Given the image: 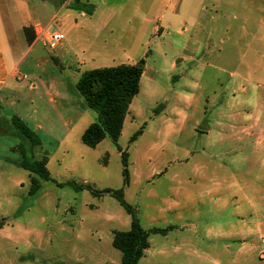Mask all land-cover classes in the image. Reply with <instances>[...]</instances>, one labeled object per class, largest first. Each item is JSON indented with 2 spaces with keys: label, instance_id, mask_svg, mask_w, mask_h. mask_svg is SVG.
<instances>
[{
  "label": "rangeland",
  "instance_id": "obj_1",
  "mask_svg": "<svg viewBox=\"0 0 264 264\" xmlns=\"http://www.w3.org/2000/svg\"><path fill=\"white\" fill-rule=\"evenodd\" d=\"M169 1L164 12L154 7L147 22L132 16L129 26L131 14L120 15L101 33L105 46L95 44L83 58L69 46L52 50L38 41L22 64V80L12 78L23 89L8 112L28 120L23 109L35 106L29 124H42L43 148L33 154H47L57 182L121 188L143 229L173 225L164 235L149 233L137 264H264V0H206L205 9L200 0ZM45 7L40 25L54 30L55 8ZM50 15L52 24L45 22ZM223 38L229 40L221 44ZM141 57L146 73L117 140L128 153L125 184L120 152L108 136L95 147L80 140L96 112L75 83L85 70ZM32 81L35 91L28 90ZM58 83L69 99L48 102L45 92ZM10 138L13 145L17 139ZM5 143L0 264H119L111 240L114 231L129 229L130 216L116 198L52 181L28 195V172Z\"/></svg>",
  "mask_w": 264,
  "mask_h": 264
},
{
  "label": "crops",
  "instance_id": "obj_2",
  "mask_svg": "<svg viewBox=\"0 0 264 264\" xmlns=\"http://www.w3.org/2000/svg\"><path fill=\"white\" fill-rule=\"evenodd\" d=\"M35 1L36 0H0V145L2 146L5 142H10L8 148L10 151L18 155L15 161L18 167L21 157L13 150L18 139L9 131V118L13 114L18 115L37 134L43 127L42 124L37 121L32 127L29 124V119H34L36 114L35 106L30 108L25 107V109H23L24 112L26 111V115L29 118L27 120L24 118V113L20 111H15L16 113L10 114L8 112L7 104L10 103L14 106L16 101H18V103L21 101L15 93H18V91L23 88L22 86H19V82H14L12 78H15L16 81L22 80V76H20L21 71L23 70L22 64L26 57L34 52L37 47L38 41L35 38L32 26L34 23L40 24V14L42 12L45 13L46 3H50V5H53L55 8L53 16L55 18L54 24L56 26L54 27V30L60 31L64 34V39L54 48L50 49L53 50L69 46L72 51L75 52L76 56H82V58L84 53H88L86 52L88 50L91 51L92 46L95 44L103 43L102 46L100 45L101 48L105 46L104 39H102V42L99 41L101 33L110 26L112 21H121L120 15L126 13L131 14L129 17L125 18V23L129 26L132 23V16L134 19L139 17L142 22H147L149 21L148 17L151 12H153L154 7L156 10L163 7L164 9L162 12H164L167 10L170 3L169 0H78L74 6L72 5L74 4V0ZM205 2L206 0H200L199 5L201 8H206ZM83 4L89 5L91 9L90 13L85 12ZM162 16L163 15L157 18L158 22L162 21ZM235 17V15H232V19ZM243 18L244 24L247 25L248 16L246 15ZM45 22L52 24L51 15L45 19ZM24 27L31 28L28 30L27 34L28 37L32 39L30 43L27 42L26 35L23 31ZM231 28L232 22L228 24L226 29L229 31ZM246 33H249V31H246ZM228 40L229 38H223L220 43L223 44ZM253 41L254 40L247 42L245 45H252L254 43ZM237 42L240 41L236 40L235 43ZM147 53L148 51L145 55H147ZM56 57L58 56L56 55ZM78 59L81 60L80 58ZM144 72L146 73V69H144L142 74H144ZM36 88L37 85L35 81L29 83L28 90L35 91ZM66 91L65 85L58 83L51 86L50 90L45 92V94L48 95V102H55L56 98L66 101L69 99ZM24 102H28L29 105H32L35 104V99L34 97H26V101ZM69 103L68 106L71 107V102ZM47 123L49 124V122ZM48 129L52 130V125L51 128L49 127ZM46 133L48 132H45V134ZM10 137H15L17 139L13 145L11 144L14 142V139ZM5 158L7 159L8 156ZM6 170L7 169L2 162L0 164V175L5 173Z\"/></svg>",
  "mask_w": 264,
  "mask_h": 264
},
{
  "label": "trees",
  "instance_id": "obj_3",
  "mask_svg": "<svg viewBox=\"0 0 264 264\" xmlns=\"http://www.w3.org/2000/svg\"><path fill=\"white\" fill-rule=\"evenodd\" d=\"M77 2L78 0H74L72 5L75 6ZM83 6L85 7V12L90 13L89 5L83 4ZM30 29V27L23 28L28 43L32 41L27 35ZM144 67V57L139 58L133 64L120 63L114 66L97 67L83 71L75 83V88L83 98L86 106L96 112L95 120L84 129L80 140L89 147H95L108 136L120 152L123 166L122 175L125 184L129 180L127 169L128 153L121 151L117 145V140L124 120L129 113L130 103L134 96L139 93L140 78ZM160 106L161 104H158L154 108V112H158ZM8 128L11 134L18 139L13 150L21 157L19 167L29 173L28 195L36 194L41 187L42 181H52L57 186L67 184L75 190L86 189L94 196H99L101 193H109L125 209L130 216V227L127 230L114 231L111 240L112 246L121 252L119 264H137L144 251L149 247V233L164 235L173 228V225H168L164 228L143 229L135 208L124 200L121 188L114 190L107 188L103 191H98L74 181L57 182L52 178L46 167L48 162L47 154H43L40 158L35 157L33 154L34 148H43L38 134L16 114L9 118ZM142 131L143 126L132 134L130 141L135 140ZM4 220L5 218H1L0 227L5 224Z\"/></svg>",
  "mask_w": 264,
  "mask_h": 264
},
{
  "label": "built area",
  "instance_id": "obj_4",
  "mask_svg": "<svg viewBox=\"0 0 264 264\" xmlns=\"http://www.w3.org/2000/svg\"><path fill=\"white\" fill-rule=\"evenodd\" d=\"M32 30L36 40L41 41V43L48 48H54L64 39V34L62 32L50 30L48 26L42 27L39 23H34Z\"/></svg>",
  "mask_w": 264,
  "mask_h": 264
}]
</instances>
